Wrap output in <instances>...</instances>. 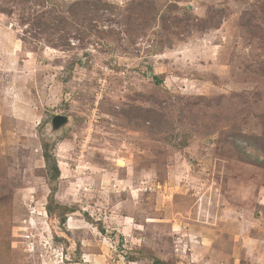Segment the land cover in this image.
Listing matches in <instances>:
<instances>
[{"label":"rangeland","instance_id":"374dc122","mask_svg":"<svg viewBox=\"0 0 264 264\" xmlns=\"http://www.w3.org/2000/svg\"><path fill=\"white\" fill-rule=\"evenodd\" d=\"M99 1L106 44L0 13V264H264V0Z\"/></svg>","mask_w":264,"mask_h":264},{"label":"trees","instance_id":"16d2710c","mask_svg":"<svg viewBox=\"0 0 264 264\" xmlns=\"http://www.w3.org/2000/svg\"><path fill=\"white\" fill-rule=\"evenodd\" d=\"M7 4H11L13 8L0 9V13L17 14L20 26L25 28V35L30 39L40 40L45 34L55 38L53 39L54 41L50 40L53 42L57 40L54 48H61L67 45L68 40L75 33L79 34V38L83 43L88 36H94L102 44L109 42L107 40L111 31H100L96 28L97 26L92 24L106 10L107 4L102 1L83 0L61 5L54 0H8ZM44 157L51 173V180H58L60 169L57 163L55 161L52 162V157L47 151L44 152ZM53 202L54 200L51 199L50 205L47 207L48 214L50 216L58 215L62 219L63 224H65L66 219L62 212L68 209L61 205H56V208L61 210L60 213H57L52 206Z\"/></svg>","mask_w":264,"mask_h":264},{"label":"water","instance_id":"95a60500","mask_svg":"<svg viewBox=\"0 0 264 264\" xmlns=\"http://www.w3.org/2000/svg\"><path fill=\"white\" fill-rule=\"evenodd\" d=\"M69 118L66 116H55L52 120L54 130H59L68 123Z\"/></svg>","mask_w":264,"mask_h":264}]
</instances>
